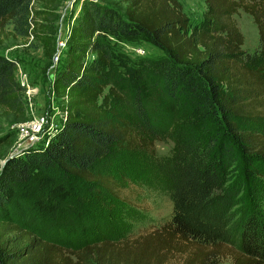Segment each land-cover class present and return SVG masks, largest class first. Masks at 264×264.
Segmentation results:
<instances>
[{"label":"trees","instance_id":"1","mask_svg":"<svg viewBox=\"0 0 264 264\" xmlns=\"http://www.w3.org/2000/svg\"><path fill=\"white\" fill-rule=\"evenodd\" d=\"M34 1L0 0V36L10 27L6 37L32 36L47 57L53 56L56 43L53 47L47 25L52 12L37 10ZM119 1L123 13L97 0H83L78 8L51 81L52 102L58 101L66 118L45 146L7 158L0 169V211L32 170L101 184L107 179L91 168L113 148L154 153L153 141L113 120L104 94L103 69L111 62L105 37L120 35L142 37L163 53L149 60L152 77L189 113L190 131L178 138L172 159L160 165L170 219L131 244L103 241L78 250L0 220V264H164L177 253L186 254L183 264H219L216 258L224 252L230 264H264V0H202L206 10L196 29L178 0ZM239 10L257 28L252 53L242 48L233 19ZM15 63L21 65L0 55V117H29ZM109 93L118 98L111 88ZM132 107L145 130H157L158 118L138 92ZM4 144L8 138L1 136L0 147Z\"/></svg>","mask_w":264,"mask_h":264},{"label":"rangeland","instance_id":"2","mask_svg":"<svg viewBox=\"0 0 264 264\" xmlns=\"http://www.w3.org/2000/svg\"><path fill=\"white\" fill-rule=\"evenodd\" d=\"M97 1L123 13L124 4L119 0ZM82 2L56 0L49 5L47 0L34 1L37 10L52 12L47 17V25L53 47L57 39L67 33ZM178 2L189 19L190 28H198L206 10L203 1ZM233 19L244 39L242 48L254 52L258 47V33L252 18L239 10ZM9 31L7 27L5 34ZM5 34L0 36V55L21 63L30 88L36 90L34 113H46L58 124V101L54 98L53 103L50 95L54 75L50 73L52 56L47 57L36 41L27 44L23 38ZM105 38L111 62L103 69L104 94L109 96L113 120L128 123L137 136L153 141L154 153L113 148L91 168L93 174L107 179L101 184L63 178L52 171L32 170L29 181L13 187L7 209L0 211V220L17 223L35 236L60 243L70 250L103 241L131 244L167 223L172 204L160 165L172 159L178 138L190 131L186 108L162 93L152 77L154 71L149 67V60L162 57L163 53L142 37L106 35ZM110 88L118 98L109 93ZM137 92L143 104L158 118L159 127L154 132L145 130L135 116L132 103ZM28 120V115L0 117V137L8 138V144L0 147V169L11 155L32 148L20 143L17 134ZM233 174L234 171H229L227 176ZM260 208L264 212V206ZM185 257L186 254H171L164 264H183ZM216 259L219 264H230L228 252L219 254Z\"/></svg>","mask_w":264,"mask_h":264},{"label":"built area","instance_id":"3","mask_svg":"<svg viewBox=\"0 0 264 264\" xmlns=\"http://www.w3.org/2000/svg\"><path fill=\"white\" fill-rule=\"evenodd\" d=\"M83 1V0H82ZM67 33L57 39L55 52L52 56V67L50 69V73L53 74L55 67L60 61L64 51L67 47V34L69 31V27L66 29ZM27 44L32 41V36L27 39ZM16 65V76L22 87L25 88V96L28 104V113L29 120L23 123L18 129V139L20 143L26 144L28 146L34 147L37 144L41 146H45L48 143V138L50 133L55 129L57 124H54L51 121L52 116H48L46 113H34V95L36 94V90L30 88V85L27 80V76L24 72H22V67L19 63H15ZM52 98V94H51ZM53 99V98H52ZM64 102H66V98H64ZM53 108V107H52ZM57 115L60 120H64L66 118L67 112L65 110H58Z\"/></svg>","mask_w":264,"mask_h":264},{"label":"water","instance_id":"4","mask_svg":"<svg viewBox=\"0 0 264 264\" xmlns=\"http://www.w3.org/2000/svg\"><path fill=\"white\" fill-rule=\"evenodd\" d=\"M11 156H13V155H11ZM11 156H10V157H11ZM10 157H9V158H10ZM6 160H7V159H6ZM6 160L3 162V165L5 164ZM3 165H2V167H3Z\"/></svg>","mask_w":264,"mask_h":264},{"label":"crops","instance_id":"5","mask_svg":"<svg viewBox=\"0 0 264 264\" xmlns=\"http://www.w3.org/2000/svg\"><path fill=\"white\" fill-rule=\"evenodd\" d=\"M39 86V85H38ZM40 100V99H39Z\"/></svg>","mask_w":264,"mask_h":264}]
</instances>
